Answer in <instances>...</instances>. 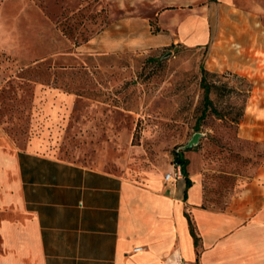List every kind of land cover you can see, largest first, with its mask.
I'll return each mask as SVG.
<instances>
[{"label": "rangeland", "instance_id": "rangeland-1", "mask_svg": "<svg viewBox=\"0 0 264 264\" xmlns=\"http://www.w3.org/2000/svg\"><path fill=\"white\" fill-rule=\"evenodd\" d=\"M215 2L169 8L170 22L178 7L204 10L192 16L196 37L106 54L96 49L117 13L108 0H0V139L135 181L181 150L206 200L224 205L236 188L228 173L242 164L252 176L264 159V84L241 72L245 4ZM202 78L217 112L200 120Z\"/></svg>", "mask_w": 264, "mask_h": 264}, {"label": "crops", "instance_id": "crops-1", "mask_svg": "<svg viewBox=\"0 0 264 264\" xmlns=\"http://www.w3.org/2000/svg\"><path fill=\"white\" fill-rule=\"evenodd\" d=\"M108 1L118 15L109 16L97 35L96 50L106 54L166 47L186 33L196 37L201 31L192 16L204 10L178 7L177 19L170 22L175 10L169 8L216 3ZM242 1L241 72L248 81L264 84V0ZM0 140V264H264V159L252 176L249 165L242 164L240 173H228L236 176V188L226 194L224 205H207L202 176L189 165V156L186 173L175 182L163 179L173 163L135 181L58 160L33 144L19 148L5 137ZM186 214L199 238L197 247Z\"/></svg>", "mask_w": 264, "mask_h": 264}, {"label": "trees", "instance_id": "trees-1", "mask_svg": "<svg viewBox=\"0 0 264 264\" xmlns=\"http://www.w3.org/2000/svg\"><path fill=\"white\" fill-rule=\"evenodd\" d=\"M201 84H202V87L204 89V92H203V108L201 110V114H200V117H199L200 120H202V119H204L206 117L208 111H211L213 113L217 112L216 108L214 107V105L212 103V100L209 97L210 87H209L208 84L205 83V79L204 78H202ZM183 153L184 152L181 151V150H177V149L173 150V162H172L173 164L179 165L181 167L182 174L186 173L185 168H186V165L188 163L187 160L185 159ZM185 180H186V186L188 187L190 185V181L188 180L187 177L185 178ZM235 185H237V179L236 178H235ZM217 194H218V192H215V194L213 192L212 195H214V196L211 195L210 197L213 198ZM206 197H207V195L205 194V201L207 202V205H210L212 202H208L206 200ZM214 204L218 205L217 203H214ZM186 217H187V220H188L190 235L193 238L194 246L197 247L199 238H198V236L196 234V230H195L194 224H193L191 218L187 214H186Z\"/></svg>", "mask_w": 264, "mask_h": 264}, {"label": "built area", "instance_id": "built-area-1", "mask_svg": "<svg viewBox=\"0 0 264 264\" xmlns=\"http://www.w3.org/2000/svg\"><path fill=\"white\" fill-rule=\"evenodd\" d=\"M183 176L182 171H181V167L179 165L173 164L171 167V171L167 172L163 179L164 182L166 183H172L175 182L178 179H181ZM140 248H135L134 250L137 251Z\"/></svg>", "mask_w": 264, "mask_h": 264}, {"label": "water", "instance_id": "water-1", "mask_svg": "<svg viewBox=\"0 0 264 264\" xmlns=\"http://www.w3.org/2000/svg\"><path fill=\"white\" fill-rule=\"evenodd\" d=\"M201 136L200 133H195L192 138L190 139V141L182 147L183 150H187L190 149L191 147L195 146L198 142L199 137Z\"/></svg>", "mask_w": 264, "mask_h": 264}]
</instances>
